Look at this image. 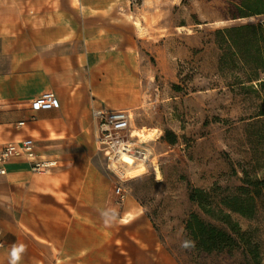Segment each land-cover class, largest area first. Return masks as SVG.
<instances>
[{"label": "crops", "instance_id": "0c3cea01", "mask_svg": "<svg viewBox=\"0 0 264 264\" xmlns=\"http://www.w3.org/2000/svg\"><path fill=\"white\" fill-rule=\"evenodd\" d=\"M104 5L0 0V144L32 137L55 162L36 173L15 158L0 175V264L13 245L25 247L18 264H180L145 209L120 200L87 141L95 110L140 106L128 89L141 80V12ZM48 87L59 107L32 111Z\"/></svg>", "mask_w": 264, "mask_h": 264}, {"label": "rangeland", "instance_id": "374dc122", "mask_svg": "<svg viewBox=\"0 0 264 264\" xmlns=\"http://www.w3.org/2000/svg\"><path fill=\"white\" fill-rule=\"evenodd\" d=\"M111 1L104 0V6L112 7ZM117 1L140 10L143 44L141 80L128 89L140 100V106L127 109L134 165L109 160L98 149L93 122L87 135L110 186L120 187L145 209L180 264H264V186L259 188L253 218L231 214L254 236L256 260L243 248L233 253L197 252L186 246L184 230L193 212L225 227L190 201L191 189L219 186L234 194L244 179H264V115H258L264 108V87L255 86L257 93L249 94L228 86L232 78L219 71L221 51L214 35L224 27L262 22L264 15L234 19L240 0ZM162 131H170L174 142ZM135 132L146 136H133ZM163 138L167 143H159Z\"/></svg>", "mask_w": 264, "mask_h": 264}, {"label": "trees", "instance_id": "16d2710c", "mask_svg": "<svg viewBox=\"0 0 264 264\" xmlns=\"http://www.w3.org/2000/svg\"><path fill=\"white\" fill-rule=\"evenodd\" d=\"M238 15L234 19H246L264 15V0H240ZM216 44L221 54L219 71L229 75L231 89L240 87L246 93H257V87H264V21L236 24L214 33ZM177 88H179L177 86ZM258 115H264V108ZM166 140L174 142L175 136L166 131ZM244 185L237 187L234 194L225 193L215 186L210 190L194 188L190 190L189 199L195 203L203 214L220 221V227L204 220L199 214L191 213L185 221L184 230L187 246L201 253H233L239 248L256 260L259 250L250 231H243L236 221L231 219L235 213L246 218H253L263 180H243ZM255 188L256 191L249 189Z\"/></svg>", "mask_w": 264, "mask_h": 264}, {"label": "built area", "instance_id": "2783aa9c", "mask_svg": "<svg viewBox=\"0 0 264 264\" xmlns=\"http://www.w3.org/2000/svg\"><path fill=\"white\" fill-rule=\"evenodd\" d=\"M60 105L53 87L38 93L29 101L34 112L57 109ZM23 125V122L19 123ZM93 127L98 149L108 156L109 160L120 158L122 154L130 155L132 150V134L130 131V114L122 110H97L93 113ZM15 158L28 162L33 172H46L55 167V162L45 159L36 151L34 138L28 137L15 143L0 144V175L6 173V164ZM121 201L125 194L120 187L115 189ZM1 236V229H0ZM2 240L0 241V245Z\"/></svg>", "mask_w": 264, "mask_h": 264}, {"label": "clouds", "instance_id": "9594fccd", "mask_svg": "<svg viewBox=\"0 0 264 264\" xmlns=\"http://www.w3.org/2000/svg\"><path fill=\"white\" fill-rule=\"evenodd\" d=\"M191 242H186V246ZM25 251L24 245H13L11 249V260L10 264H18L21 259L22 253Z\"/></svg>", "mask_w": 264, "mask_h": 264}, {"label": "bare ground", "instance_id": "6f19581e", "mask_svg": "<svg viewBox=\"0 0 264 264\" xmlns=\"http://www.w3.org/2000/svg\"><path fill=\"white\" fill-rule=\"evenodd\" d=\"M118 1L117 0H112L111 1V6H113L114 4H116ZM133 136H140V137H143V136H146L140 132H135V134H133ZM117 160H122L124 161L126 164H129V165H134L135 161L134 159L131 157V155H128V154H122L120 158H118Z\"/></svg>", "mask_w": 264, "mask_h": 264}]
</instances>
